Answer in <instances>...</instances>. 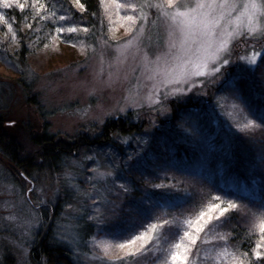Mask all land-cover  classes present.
<instances>
[{"label": "rangeland", "instance_id": "1", "mask_svg": "<svg viewBox=\"0 0 264 264\" xmlns=\"http://www.w3.org/2000/svg\"><path fill=\"white\" fill-rule=\"evenodd\" d=\"M198 2L174 0L175 6H172L169 0H103V11L110 26L105 37L101 33L100 36L96 32L89 33L79 25H70L63 17L65 38L71 42H54L49 48H33L28 67L14 59L17 55L12 56L19 41L0 19V117L6 132L26 138L32 132L39 133L46 128L58 138L73 139L81 133L95 134L109 118L118 115L131 113L135 120L156 123L171 117L176 101L198 99L205 107L214 109L209 118L217 122L216 116H220L228 128L240 135H251V129L260 127L250 115L246 98L241 93L234 95L230 88L225 94L219 93L218 86L232 76V67L237 69L238 65H243L249 72L255 70L261 56L253 57V53H264V0H255L257 7L246 11L244 0H236L235 5L229 0L227 8L214 9L213 14L220 23L214 34L213 47L220 41L225 42L221 55L229 59V64L221 63L220 73L216 74L210 71L215 61H209V70L203 74L184 77L181 67L190 69L200 53L194 45L189 47L191 38L181 33L178 13ZM5 8L4 0H0L2 17ZM249 15L253 17L251 24ZM37 30L39 32V28ZM34 31L36 29L22 38L31 46ZM252 59L255 64L250 63ZM184 61H188V65H184ZM259 70L264 74V66ZM23 81L30 89L24 88ZM189 81L202 83L189 88ZM81 153L65 157L63 170L58 175L78 195L57 223L58 238L72 249L77 264H237V249L229 242L222 245L226 254H215L219 240L213 241V248L209 246L210 240L199 247L204 243V237L198 234L204 227L196 233L192 224H203L204 220L197 221L193 214L189 215L192 221L182 235H176L172 240L165 234L167 229L164 227L174 223L164 210L160 222L148 220L149 223L142 229L141 226L137 233L121 229L108 234L97 233L83 244L75 232V219L83 200L94 215L104 214L105 206L114 203L109 194L121 185L117 177L124 174L102 154ZM91 160L94 162L89 164ZM33 175L28 177L0 157V262L5 252H12L18 264H30L31 229L41 222V217L36 219L35 214L37 210L49 207L58 193L53 175L48 172ZM252 192L243 190L247 194ZM245 215L252 226L262 222V215L254 211ZM137 219L132 216L131 224ZM212 228L205 232L214 236ZM142 233L146 234L143 239L126 243ZM189 237H194L195 242ZM135 249L138 251L133 255ZM174 252L185 259L173 260Z\"/></svg>", "mask_w": 264, "mask_h": 264}, {"label": "trees", "instance_id": "2", "mask_svg": "<svg viewBox=\"0 0 264 264\" xmlns=\"http://www.w3.org/2000/svg\"><path fill=\"white\" fill-rule=\"evenodd\" d=\"M102 1L19 0L28 6L23 10L16 6L6 7L3 11L5 27L9 28L11 24L9 29L19 41L12 56L17 55L14 59L28 67L33 48H49L54 42H71L65 38L63 17L70 25H79L89 33L96 32L98 36L101 33L105 37L110 26ZM61 28L63 32L59 31ZM35 29L31 46L22 38ZM263 66L264 59L260 57L255 70L250 72L243 65H238L237 69L232 67V76L218 86L219 93L224 94L233 83L239 86L251 109L252 119L260 127L251 129V135H240L228 128L220 116H216L217 122L209 118L214 109L205 107L198 99L176 101L171 117L156 123L135 120L131 113L118 115L109 118L95 134L81 133L73 139L58 138L46 128L39 133L32 132L26 138L10 135L0 117L2 160L21 169L28 177L40 172L50 173L59 189L49 207L41 208L35 214L36 219L41 217V222L31 229L30 264H77L72 249L58 238L57 223L78 195L58 175L63 170L65 157L78 156L81 151L98 153L97 156L102 154L106 160L110 159V164L124 174L117 177L120 183L128 188L124 192L116 187L109 194L114 203L109 207L106 205L104 214L99 216L91 209L89 211L83 200L75 219V232L83 244L97 233L108 234L120 229L137 233L150 221L160 222L163 210L174 223L164 227L167 229L165 234L173 240L174 236L182 235L192 221L189 215L197 217L211 203L226 207L227 201L231 200L240 208H230L219 220L214 216L208 221L203 232L198 234L204 237V243L199 247L210 240L209 246L213 248V241L219 240L215 254H226L222 245L229 242L237 249V264H264V256L254 254L255 251L264 252V247L256 248L258 243L264 244L260 239L264 236V134H261L264 121L258 118L264 111V74L259 70ZM22 85L30 89L27 82L23 81ZM10 169L9 173L12 172ZM5 173L3 176L7 178ZM80 183L83 187V182ZM243 190L253 192L247 194ZM244 211L261 214V224L250 225ZM132 216L138 218L135 224H131ZM210 228L215 232L214 236L205 232ZM211 236L214 238L210 239ZM2 258L0 264H18L12 252H5Z\"/></svg>", "mask_w": 264, "mask_h": 264}, {"label": "snow or ice", "instance_id": "3", "mask_svg": "<svg viewBox=\"0 0 264 264\" xmlns=\"http://www.w3.org/2000/svg\"><path fill=\"white\" fill-rule=\"evenodd\" d=\"M78 2V0H77ZM169 3L172 6H175L174 0H169ZM232 4H236V0H232ZM4 6L5 7H19L20 9H25L28 5L25 3L19 2V0H12L10 3L9 0H4ZM82 6V5H81ZM229 6V0H207V2H204V0H199L198 3L192 8H188L183 12L178 13L179 18V25H180V31L183 34L184 37H190L192 40V45H189V47H192L193 45L196 47L197 52L200 53L197 62L191 65V68H185L181 67V75L184 77H188L190 75H201L205 72V70H209V61H215V64L211 67L210 71L212 73L219 74L220 73V64L227 65L229 64V59L223 58L221 55V50L225 47V42L220 41L219 45L217 47H213V38L214 34L216 32V28L220 23V19L216 18L213 14V10L216 8L224 9ZM257 7V4L255 0H244L243 8L246 10L248 9H254ZM223 12L220 13V17L222 18ZM0 19H3L2 16H0ZM249 23H252L253 17L251 15L248 16ZM237 21L239 22V17H237ZM9 28H11V24L8 25ZM73 29H69V31H72ZM60 32H63L64 29H59ZM251 34V33H250ZM185 41L184 39L181 40V43L183 44ZM255 56H261L262 59H264V53H253V57ZM240 59H243L242 57ZM188 61H184V65H188ZM250 63L255 64V59H252ZM212 81L210 80L209 83ZM201 81H196L195 84H200ZM195 84H193L191 81L188 83V87H195ZM187 90V89H186ZM231 90L234 95L239 96L240 95V88L235 83L232 84ZM258 118L262 121H264V111H261L258 114ZM252 123V122H250ZM132 157H129V160H131ZM127 166V163H126ZM124 192L128 191V188L125 187V185L121 184L119 186ZM156 187H160L157 185ZM167 195V194H163ZM217 200L219 197L216 198ZM236 205L231 200L227 201V206H221L217 203H211L207 206L205 210L200 211L199 215L197 216V221L204 220L203 224L199 223H193L192 227L195 229L196 233H199L201 229L204 227L205 224H207L208 221L212 220L214 216L219 220L220 216H223L230 208H235ZM206 217V219H205ZM151 227L155 228V225H152ZM262 231H264V228H262ZM146 234L142 233L140 237H133L131 240L126 241L127 244H133L137 239H143ZM185 236H188V233L185 232ZM151 237H149L150 239ZM189 239L194 243L195 238L189 237ZM261 241H264V236L260 237ZM121 248L124 247L123 244L120 245ZM264 247V244L258 243L256 245V248ZM135 251H138V249H135L133 251V255L135 254ZM256 257L264 256V252L255 251ZM173 260H183L185 259L182 257L178 252H174L172 254Z\"/></svg>", "mask_w": 264, "mask_h": 264}]
</instances>
